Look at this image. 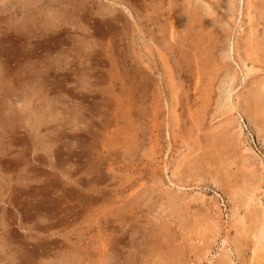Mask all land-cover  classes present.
I'll use <instances>...</instances> for the list:
<instances>
[{
  "label": "rangeland",
  "instance_id": "374dc122",
  "mask_svg": "<svg viewBox=\"0 0 264 264\" xmlns=\"http://www.w3.org/2000/svg\"><path fill=\"white\" fill-rule=\"evenodd\" d=\"M0 264H264V0H0Z\"/></svg>",
  "mask_w": 264,
  "mask_h": 264
},
{
  "label": "crops",
  "instance_id": "0c3cea01",
  "mask_svg": "<svg viewBox=\"0 0 264 264\" xmlns=\"http://www.w3.org/2000/svg\"><path fill=\"white\" fill-rule=\"evenodd\" d=\"M73 192H74V194H76V197H77V200H78L79 197H80V196H79V192H78V191H73ZM81 198H82V196H81ZM76 203L79 204L78 201H77Z\"/></svg>",
  "mask_w": 264,
  "mask_h": 264
},
{
  "label": "bare ground",
  "instance_id": "6f19581e",
  "mask_svg": "<svg viewBox=\"0 0 264 264\" xmlns=\"http://www.w3.org/2000/svg\"><path fill=\"white\" fill-rule=\"evenodd\" d=\"M259 105V104H258ZM259 107V106H258ZM260 109V108H259Z\"/></svg>",
  "mask_w": 264,
  "mask_h": 264
}]
</instances>
